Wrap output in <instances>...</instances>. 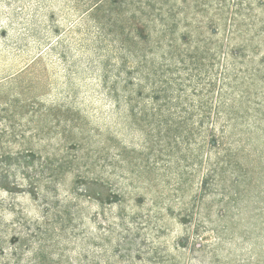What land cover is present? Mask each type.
Returning <instances> with one entry per match:
<instances>
[{"label": "rangeland", "instance_id": "obj_1", "mask_svg": "<svg viewBox=\"0 0 264 264\" xmlns=\"http://www.w3.org/2000/svg\"><path fill=\"white\" fill-rule=\"evenodd\" d=\"M14 247L264 264V0H0V261Z\"/></svg>", "mask_w": 264, "mask_h": 264}, {"label": "trees", "instance_id": "obj_2", "mask_svg": "<svg viewBox=\"0 0 264 264\" xmlns=\"http://www.w3.org/2000/svg\"><path fill=\"white\" fill-rule=\"evenodd\" d=\"M125 40H126L125 38H122L120 40L121 45H119V43H118V46L121 49H120V56H118V58L120 57L119 58V67L117 69V74H116L117 75V79L115 81L117 84H120L121 83V81H122V72H124V70L127 69L130 66V62H131L130 61V58H131L132 54L130 53V50L129 49H123L124 47H126L125 45L130 44L129 43L130 40H127V41H125ZM125 42H127V43H125ZM137 71H138L137 73H138L139 77H141L142 76V71L139 70V69H137ZM127 73L129 74V77H128V80H129L128 81V84H129L130 82H132V80H133V78H135V76L132 75L129 71ZM104 78H105L104 80L106 82V80L108 79V76L105 75ZM147 78H149V76ZM159 94L160 93H157V95H155V98L156 99H158ZM202 119L203 118L199 119V121H200L199 124L200 125L203 122ZM198 122H197V127L198 128H202V127H199L198 126ZM215 143H216V138H215V135L213 134L212 135V144H215ZM34 233H35V235H37L36 231H34ZM14 241L19 245V243L21 241V238L16 237L14 239ZM35 250L37 252H33V255L31 257L28 256L27 257V260H25L24 259V256H23V252L22 251H19L18 250V247H14V252L11 254L12 255L11 258H12L13 264H37V257H34L33 258V256L34 255L36 256L38 254V252H42V251H41L40 247L37 248V249H35ZM4 254H5V252L3 251V249L0 248V256H3ZM0 264H7V263H5V261H0Z\"/></svg>", "mask_w": 264, "mask_h": 264}]
</instances>
